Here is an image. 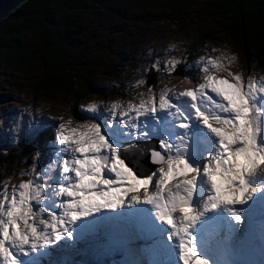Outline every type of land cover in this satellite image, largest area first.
I'll return each mask as SVG.
<instances>
[{
    "label": "snow or ice",
    "instance_id": "1",
    "mask_svg": "<svg viewBox=\"0 0 264 264\" xmlns=\"http://www.w3.org/2000/svg\"><path fill=\"white\" fill-rule=\"evenodd\" d=\"M212 52L220 55L163 62L169 76L187 65L190 87L91 101L83 106L90 121L60 117L48 167L33 165L20 173L27 179L0 187V264H39L91 219L125 211L145 218L179 264H217L207 226L236 229L251 207L264 209V74L245 77L232 70L236 54ZM154 138L158 146L132 143ZM145 154L154 169L140 162Z\"/></svg>",
    "mask_w": 264,
    "mask_h": 264
},
{
    "label": "rangeland",
    "instance_id": "2",
    "mask_svg": "<svg viewBox=\"0 0 264 264\" xmlns=\"http://www.w3.org/2000/svg\"><path fill=\"white\" fill-rule=\"evenodd\" d=\"M200 2L191 7L190 16L183 23L176 19L170 9L156 3L148 9L135 5L120 6L116 9L118 14L110 18L95 10L85 17L80 41L76 46L99 65V71L104 70L96 82L107 86L117 82L127 94L125 101L137 99L138 92H146L148 87L154 86L146 83L142 87H134L137 81L146 80L145 74L157 60L162 62L160 82L155 85L157 89L164 85H176L177 90L192 86L195 83L192 71L189 70L191 76L187 79L184 75L175 73L169 76L164 71L163 62L170 57L186 56L187 63L192 64L204 55H220V52H212L213 48L238 56L233 71H242L245 77L263 74L256 70L253 72L245 54L238 50L227 34L217 32L214 40L201 41L200 37L205 32L212 28L220 30L224 21L218 17L200 18ZM30 41L32 42V38ZM173 44L176 48L170 49ZM109 64L118 65V74H108ZM184 66L187 68V65ZM39 71L38 62L27 64L17 72H13L5 64L0 69V187L5 180L11 179L12 183H18L27 179V176H21L20 173L31 170L33 165L40 171L47 168L54 158L55 139L59 124L63 122L60 117L63 116L65 121L71 119L74 123L90 121L95 116L83 106L91 101L103 100L95 95L77 100L73 92L51 97L38 93L35 91V84ZM111 100L114 99L108 98L106 101ZM47 130L49 134H45ZM42 131L45 135L41 139L39 134ZM132 143H139L141 147L145 143H155L158 146L157 138ZM140 162L142 163L141 158ZM107 215L105 213L102 217H96L95 219H99L95 222L96 225L86 223L81 227L77 232L79 238L75 241H65L63 245L51 247L46 251L47 254L38 256L39 264H61L62 256L70 252L68 248L77 253L83 244L99 251L101 257L107 260L104 264H126V245L116 238L118 226L124 221L133 222L134 228L137 225L127 216L126 211ZM260 227L262 229L258 230L257 237L254 231H248L245 227L230 237L227 250L233 253V264H238L236 261L240 264H264V225ZM242 232L247 236L241 237ZM144 237L145 241L142 236H138V248L143 253L150 250V253L153 249L147 250L143 246L149 243L153 248L154 239ZM134 252L135 249L132 248L131 253Z\"/></svg>",
    "mask_w": 264,
    "mask_h": 264
},
{
    "label": "trees",
    "instance_id": "3",
    "mask_svg": "<svg viewBox=\"0 0 264 264\" xmlns=\"http://www.w3.org/2000/svg\"><path fill=\"white\" fill-rule=\"evenodd\" d=\"M200 0H16L0 12V69L5 64L13 72L23 66L38 62L35 91L45 96L73 94L77 100L98 96L122 98L124 88L114 83L102 85L96 79L104 70L89 59L85 51H79L85 17L93 11L106 17L118 14L120 6H136L148 9L153 3L168 8L179 22H185L190 9ZM199 17L221 18L220 30L209 29L201 41L214 40L218 33L230 36L245 54L253 70L264 74V0H202ZM32 38V42L30 41ZM181 64L175 74L191 76ZM108 74L115 75L118 65L109 64ZM106 72V73H107ZM160 72L150 66L145 74L148 84L160 82ZM121 81V79H119ZM122 82V81H121ZM46 132V133H45ZM45 134H49L48 130ZM43 131L39 137L45 135ZM12 152V150H9ZM1 165V160H0ZM63 264H104L98 254L85 248L78 255L64 259Z\"/></svg>",
    "mask_w": 264,
    "mask_h": 264
},
{
    "label": "bare ground",
    "instance_id": "4",
    "mask_svg": "<svg viewBox=\"0 0 264 264\" xmlns=\"http://www.w3.org/2000/svg\"><path fill=\"white\" fill-rule=\"evenodd\" d=\"M144 145H148V146H156L155 143H145ZM141 160H142V164H144L145 167L147 168H152L153 165L150 163V161L148 160V156L147 154H145L144 156H141L140 157ZM127 212V211H126ZM129 213V212H128ZM109 216L111 213H107ZM130 218L135 222L137 223L138 225V230H139V233L137 231H135V229L133 228V222L131 221H124L122 222V224L118 227V235L116 236L117 240L118 241H121V243H124L126 245V259L124 258V262H126V264H163L164 263V260L165 258L168 256L167 255V252L168 251H165L164 252V247H163V244H162V239L160 240L161 243H160V249H157L156 246H155V242L152 243V246H149L150 244L146 243L144 244L143 248L149 250L150 248L153 249L152 252L149 253V251H147L148 253H143L139 248H138V244H137V239H138V236L141 235V227H142V224H141V219L138 218L136 219L134 217V215L132 214H129ZM99 217V216H98ZM94 221V222H93ZM99 221V219H91L89 222L87 223H90L91 225H96L95 222ZM260 225V224H259ZM90 226V225H89ZM89 229V228H88ZM82 230V229H81ZM102 235V234H101ZM241 237H245L247 236V234L245 232H242L240 234ZM143 239V238H142ZM131 240H134L131 241ZM144 243V242H143ZM140 244V243H139ZM84 245V244H83ZM143 245V244H142ZM122 246H124L122 244ZM161 247L163 248V250L161 249ZM132 248L135 249V252L134 254L131 253L132 251ZM161 252V258L159 260L156 261V258H155V255L158 253ZM163 253V254H162ZM163 262V263H162Z\"/></svg>",
    "mask_w": 264,
    "mask_h": 264
},
{
    "label": "water",
    "instance_id": "5",
    "mask_svg": "<svg viewBox=\"0 0 264 264\" xmlns=\"http://www.w3.org/2000/svg\"><path fill=\"white\" fill-rule=\"evenodd\" d=\"M16 0H0V12L6 7L12 5ZM156 166H153L151 169H154Z\"/></svg>",
    "mask_w": 264,
    "mask_h": 264
}]
</instances>
